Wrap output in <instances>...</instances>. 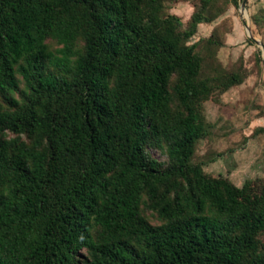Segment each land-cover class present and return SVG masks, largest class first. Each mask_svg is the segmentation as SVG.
<instances>
[{
  "label": "trees",
  "instance_id": "16d2710c",
  "mask_svg": "<svg viewBox=\"0 0 264 264\" xmlns=\"http://www.w3.org/2000/svg\"><path fill=\"white\" fill-rule=\"evenodd\" d=\"M214 2L0 0V264H264V192L193 162L242 83L190 44Z\"/></svg>",
  "mask_w": 264,
  "mask_h": 264
},
{
  "label": "rangeland",
  "instance_id": "374dc122",
  "mask_svg": "<svg viewBox=\"0 0 264 264\" xmlns=\"http://www.w3.org/2000/svg\"><path fill=\"white\" fill-rule=\"evenodd\" d=\"M242 1L235 6L232 0H215L210 15L208 30L193 38L190 44L199 43L198 52L205 59L207 75L223 70L237 73L242 83L229 90L216 91L212 99L203 104V114L210 126V134L197 144L193 162L201 164L205 175L228 180L239 189L250 183L257 194L264 192V60L262 48L249 38L246 23L253 36L264 44V0H247L245 11ZM190 2L195 11L201 9V0H164V15L185 13L189 15ZM188 10V11H187ZM186 29L189 21L184 16ZM188 21V22H187ZM240 28L235 29V27ZM241 30L242 32L240 33ZM56 52L59 46L48 41ZM79 47L83 42H79ZM19 89L11 95L17 100L25 88L18 75ZM0 104L9 109V104L0 96ZM27 139V138H26ZM25 139V140H26ZM152 157L166 162V151L150 149ZM155 224L157 217L147 213ZM264 241V236L262 237Z\"/></svg>",
  "mask_w": 264,
  "mask_h": 264
},
{
  "label": "crops",
  "instance_id": "0c3cea01",
  "mask_svg": "<svg viewBox=\"0 0 264 264\" xmlns=\"http://www.w3.org/2000/svg\"><path fill=\"white\" fill-rule=\"evenodd\" d=\"M190 2H188V4H189ZM189 6H190V8H188L189 10H191L190 11V13H189V15H185L186 14V11H185V13L183 14V13H173L174 15H176V16H178V17H180L181 19L182 18H185L184 16H187V18H189L188 19V21L191 19V17H192V15H193V13L195 12V9H194V6L190 3L189 4ZM188 11V10H187ZM182 21H183V23H184V19H182ZM187 21V22H188ZM237 25V24H236ZM206 27V28H205ZM202 28H205L204 30H208V26L206 25V24H200V26H199V32H198V34H200V32H202ZM237 28H240V26H236L235 27V29H237ZM240 31V33L242 32L241 30H239ZM195 37H197V34H196V36ZM194 37V38H195Z\"/></svg>",
  "mask_w": 264,
  "mask_h": 264
},
{
  "label": "water",
  "instance_id": "95a60500",
  "mask_svg": "<svg viewBox=\"0 0 264 264\" xmlns=\"http://www.w3.org/2000/svg\"><path fill=\"white\" fill-rule=\"evenodd\" d=\"M246 4H247V0H243L242 1L243 11H245ZM246 27H247L249 38L255 41L262 48L263 60H264V44L253 36L252 29L248 23H246Z\"/></svg>",
  "mask_w": 264,
  "mask_h": 264
}]
</instances>
